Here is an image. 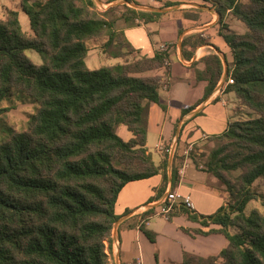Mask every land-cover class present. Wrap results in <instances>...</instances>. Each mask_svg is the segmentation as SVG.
<instances>
[{
  "label": "trees",
  "instance_id": "1",
  "mask_svg": "<svg viewBox=\"0 0 264 264\" xmlns=\"http://www.w3.org/2000/svg\"><path fill=\"white\" fill-rule=\"evenodd\" d=\"M205 1L221 22L231 11L246 27L243 34H224L234 57L229 90L259 117L234 121L209 137L214 148L206 171L224 185L225 205L209 216L180 206L171 217L219 225L195 232H218L228 242L217 256L184 253L182 264H264V215L246 211L252 201L264 207V194L253 188L264 179V0ZM20 5L32 34L24 32L17 11L7 9L0 18V98L20 93L36 112L25 131L9 129L0 140V264H111L108 242L119 219L120 192L167 166L157 165L147 148L150 106L161 104L162 81L145 74L163 67L168 55L159 51L130 61L135 49L113 21L95 11L92 0H20ZM124 8L120 19L127 27L163 15ZM195 40V46L203 42ZM90 41L101 42L104 55L122 62L91 70ZM27 50L43 63L34 64ZM201 62L205 69L197 77L208 82L206 98L221 80L223 64L217 55ZM121 128L132 138L120 136ZM142 230L156 243L154 232Z\"/></svg>",
  "mask_w": 264,
  "mask_h": 264
},
{
  "label": "crops",
  "instance_id": "2",
  "mask_svg": "<svg viewBox=\"0 0 264 264\" xmlns=\"http://www.w3.org/2000/svg\"><path fill=\"white\" fill-rule=\"evenodd\" d=\"M92 1L98 8L105 10L111 7H130L138 11L163 14L155 22H141L138 27L124 25L119 28L139 58H152L162 45L170 46V65L164 64L145 74L159 77L162 81L159 91L161 104L152 103L150 106L147 148L157 165H164L166 162L167 166L165 171L162 170L156 176L128 183L120 192L116 204L119 219L108 242L111 262L182 264L184 253L203 258L217 256L227 246L226 237L218 232L203 235L195 231L218 230L221 226L211 224L204 227L179 214L173 215L170 220L153 215L171 192L190 196L197 215H212L225 205L227 193L224 185L207 172L206 168L199 167L201 158H198L200 153L197 154L196 149L205 146L207 140L203 138L204 134H222L230 123L242 119L241 111L246 110L236 93L229 90L227 81L232 72L234 57L224 39V34L227 33H245L246 27L231 11H227L221 22L215 7L205 0ZM7 9L17 11L21 22L23 11L20 0H0V18H5ZM195 38H200L203 42L195 46ZM100 44L101 42H93L90 45L86 58L88 67L91 62L93 65L99 63L101 67L122 62L104 55ZM210 55L220 57L223 75L214 91L205 98L208 82L198 79L197 72L204 71L205 64L201 60ZM128 58L130 61L135 60L134 56ZM184 110L186 112L182 113ZM127 133L129 132L125 128L118 130V134L125 140L132 138ZM191 143L196 148L188 159V167L181 175L179 171L184 162L181 154ZM160 146H170L172 152L163 153L159 150ZM174 176L178 180L175 185ZM164 184L165 191L158 196V191ZM150 216L153 217L149 219V224L142 225V219ZM143 228L156 234V243L150 242Z\"/></svg>",
  "mask_w": 264,
  "mask_h": 264
},
{
  "label": "rangeland",
  "instance_id": "3",
  "mask_svg": "<svg viewBox=\"0 0 264 264\" xmlns=\"http://www.w3.org/2000/svg\"><path fill=\"white\" fill-rule=\"evenodd\" d=\"M241 1L246 3L248 0H241ZM111 8L112 10L110 12L108 11L110 8L105 10L103 8L100 9L96 6L95 11L97 13L104 14L106 19H108L109 21H113L115 30L119 31V28L125 25L124 22L120 19L122 13L125 11V8L124 7H111ZM21 24H22L24 32L31 35L32 31L30 29V23H29L28 17L23 12L21 13ZM92 43H93L92 41L89 42V47H91L90 45ZM25 53H26V56L34 64L41 65L43 63V59L37 52L32 51V50H27ZM133 56H134V59L136 58L140 59L137 55H135V53L133 54ZM103 64L106 65L107 63H103ZM89 67L91 69H97L101 66L99 65V63L98 65H93V63L91 62L89 63ZM233 68L234 67H232V71H233ZM230 77L233 78L232 74H230ZM244 107L246 108V110L241 111L242 120L254 119V118L259 117V115L256 112L248 109L246 106ZM0 111H3L0 113V140H5L6 138H8L9 129L14 130L16 132H22L27 129L28 122L30 121L31 116L35 114L36 112V105L32 101H30L28 98L24 97L22 94L16 93L8 97L0 98ZM127 135L131 136V134L129 133H127ZM206 140L207 142L205 146H201L196 149L197 154L200 153V155L198 154V158H201V160L199 161L201 162L199 164V167L202 169L206 168L208 155L210 154L211 150L214 148V142L211 140V138H208ZM195 148L196 147H194V150ZM192 153L190 156H192ZM233 175L237 177L239 176V172H235L233 173ZM253 188L255 191L264 194V179H259L254 184ZM225 192H226V189H225ZM253 209H258L264 215V207H262L259 201L250 202L246 210L247 214H250Z\"/></svg>",
  "mask_w": 264,
  "mask_h": 264
},
{
  "label": "built area",
  "instance_id": "4",
  "mask_svg": "<svg viewBox=\"0 0 264 264\" xmlns=\"http://www.w3.org/2000/svg\"><path fill=\"white\" fill-rule=\"evenodd\" d=\"M160 1V0H156ZM160 52L164 53L165 55H169L170 52V46L167 44H164L160 47ZM164 64L166 66L170 65L169 58L166 57L164 60ZM228 85L234 84V79L229 77L227 81ZM210 136L208 135H203L204 139H208ZM159 150L163 153H168L170 154L172 152V149L169 147H163L160 146ZM194 151V144L191 143L189 144L182 152L181 158L184 159L183 165L179 171L181 175L184 174L185 169L188 167L189 162L188 159L191 158V153ZM180 206H185L186 208L193 210L194 211V204L192 202V199L190 196H182L179 193L176 192H171L168 193L166 198L160 203V205L155 209V214L153 216H160L166 220L171 219V214L176 210V208ZM153 216H150L146 219H142L141 224L142 225H148L149 224V219H151Z\"/></svg>",
  "mask_w": 264,
  "mask_h": 264
}]
</instances>
